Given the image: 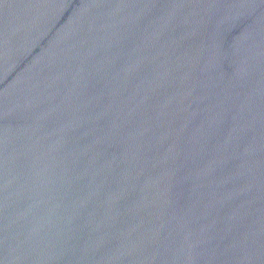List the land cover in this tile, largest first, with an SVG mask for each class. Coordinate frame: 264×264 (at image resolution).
<instances>
[{
  "label": "water",
  "instance_id": "95a60500",
  "mask_svg": "<svg viewBox=\"0 0 264 264\" xmlns=\"http://www.w3.org/2000/svg\"><path fill=\"white\" fill-rule=\"evenodd\" d=\"M0 264H264V0H0Z\"/></svg>",
  "mask_w": 264,
  "mask_h": 264
}]
</instances>
